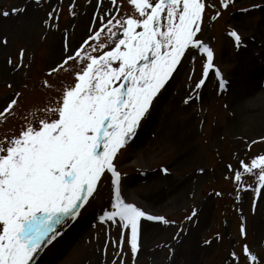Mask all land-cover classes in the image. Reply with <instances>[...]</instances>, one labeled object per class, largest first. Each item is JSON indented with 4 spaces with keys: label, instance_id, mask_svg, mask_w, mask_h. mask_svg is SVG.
Listing matches in <instances>:
<instances>
[{
    "label": "rangeland",
    "instance_id": "rangeland-1",
    "mask_svg": "<svg viewBox=\"0 0 264 264\" xmlns=\"http://www.w3.org/2000/svg\"><path fill=\"white\" fill-rule=\"evenodd\" d=\"M225 2L226 8L221 0H204L196 39L214 52L205 84L195 88L206 55L189 48L115 159L126 202L170 223L142 218L133 258L130 228L99 219L110 210L113 191L106 173L79 216L59 225L61 235L42 245L31 264L38 258L36 264H253L245 245L257 256L255 264H264V186L256 171L244 172L241 165L264 154V0ZM13 8L25 11L12 14ZM4 11L10 13L6 18ZM132 11L128 0L115 6L110 0H0V41L7 40L0 42V110L18 100L0 119V138L18 135L33 111L59 99L62 87L74 82L78 61L49 74L61 61L65 37L71 51L100 26L97 13L106 23ZM232 30L241 36L239 47ZM193 210L196 216L188 220ZM121 233L122 249L113 243Z\"/></svg>",
    "mask_w": 264,
    "mask_h": 264
},
{
    "label": "snow or ice",
    "instance_id": "snow-or-ice-1",
    "mask_svg": "<svg viewBox=\"0 0 264 264\" xmlns=\"http://www.w3.org/2000/svg\"><path fill=\"white\" fill-rule=\"evenodd\" d=\"M110 2L116 5V0ZM128 2L132 13L119 19L109 16L105 23V17L97 13L100 26L93 28L77 48L70 51L65 37L61 61L49 74L78 61L81 67L73 72L74 82L62 87L59 99L33 111V120H26L18 135L0 138V264H31L42 245L61 235L58 226L79 216L97 194L106 173L110 174L113 191L110 210H104L99 219L118 221L122 228H130L128 244L133 258L139 251L142 218L170 223L126 202L115 159L189 48L206 55L202 78L195 88L205 84L214 68V52L196 37L206 5L204 0ZM221 3L228 7L225 0ZM23 11L13 8L12 14ZM2 15L6 18L10 13L4 11ZM229 35L239 47L241 36L235 30ZM0 42L6 44L7 40ZM23 55L21 50V60ZM215 76L223 89L226 82L218 68ZM45 85L52 87L47 81ZM17 103L12 99L0 110V119ZM241 165L244 172L256 171L258 185L264 186V154L251 159L250 164L241 161ZM241 179V172L236 171L235 180L239 183ZM260 190L254 189L257 195ZM195 216L193 210L187 219ZM241 234H245L243 226ZM123 242V233L118 242L113 241L121 249ZM243 252L255 264L257 256L247 245Z\"/></svg>",
    "mask_w": 264,
    "mask_h": 264
},
{
    "label": "water",
    "instance_id": "water-1",
    "mask_svg": "<svg viewBox=\"0 0 264 264\" xmlns=\"http://www.w3.org/2000/svg\"><path fill=\"white\" fill-rule=\"evenodd\" d=\"M34 264H36V262Z\"/></svg>",
    "mask_w": 264,
    "mask_h": 264
}]
</instances>
